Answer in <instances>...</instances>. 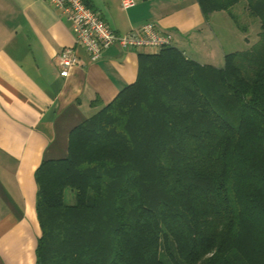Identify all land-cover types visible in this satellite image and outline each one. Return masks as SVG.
<instances>
[{"label":"trees","instance_id":"obj_1","mask_svg":"<svg viewBox=\"0 0 264 264\" xmlns=\"http://www.w3.org/2000/svg\"><path fill=\"white\" fill-rule=\"evenodd\" d=\"M196 1L245 34L255 20L258 42L220 68L139 53L136 81L35 171V264H264V0Z\"/></svg>","mask_w":264,"mask_h":264},{"label":"crops","instance_id":"obj_2","mask_svg":"<svg viewBox=\"0 0 264 264\" xmlns=\"http://www.w3.org/2000/svg\"><path fill=\"white\" fill-rule=\"evenodd\" d=\"M134 1L123 9L121 0H84L116 34L153 23L202 65L217 67L240 52L256 24L259 40L255 20L242 33L225 12L204 16L196 0ZM222 24L234 36L229 47L221 43ZM74 47L71 24L45 0H0V264L36 263V169L65 158L71 131L137 79L140 52L118 46L97 62L76 49L80 65L60 77L56 57Z\"/></svg>","mask_w":264,"mask_h":264},{"label":"built area","instance_id":"obj_3","mask_svg":"<svg viewBox=\"0 0 264 264\" xmlns=\"http://www.w3.org/2000/svg\"><path fill=\"white\" fill-rule=\"evenodd\" d=\"M71 24L75 47L63 49L56 57L59 76L68 78L70 70L80 65L76 49H81L92 62L102 58L104 51L118 46L122 51L157 54L173 46L170 34L160 32L153 23H145L140 28L125 35H118L103 20L101 15L86 5L84 0H45ZM134 0H121V7L129 9Z\"/></svg>","mask_w":264,"mask_h":264},{"label":"rangeland","instance_id":"obj_4","mask_svg":"<svg viewBox=\"0 0 264 264\" xmlns=\"http://www.w3.org/2000/svg\"><path fill=\"white\" fill-rule=\"evenodd\" d=\"M235 11H237V8L236 9H234ZM238 12L241 14V15H244L245 13L244 12H242V6H240L239 8H238ZM230 26H232V28H234L235 27V25L233 24V22L231 21V19H230ZM247 21L246 20H244V17H242V19H241V23L242 24H245ZM221 27H223L222 29V32H225V33H221L220 32V34H222V36L223 37H221V43H222V45H223V47H229L230 45H229V42L227 41V39L229 40L231 37H234L233 35H231V34H228V30L227 29H224L225 27H224V25L222 24L221 25ZM257 31H258V28H257V24L256 25H254V27H252L251 28V32H250V39H249V41L248 42H246V41H242L243 42V44L241 43L240 45V47L238 48L240 51H247L254 43H255V41H256V39H257V36H256V33H257ZM238 33V32H237ZM230 36V37H229ZM229 37V38H228ZM241 38H242V35H241ZM225 39H226V41H225ZM226 42H228V43H226ZM230 42H235V41H230ZM214 65H216L217 67H223V65H224V62L223 61H220V62H215V64ZM219 65V66H218ZM66 200H67V202H70L71 201V193H70V191H67L66 192Z\"/></svg>","mask_w":264,"mask_h":264}]
</instances>
